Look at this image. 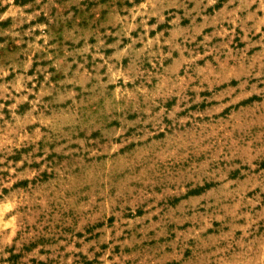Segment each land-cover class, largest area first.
<instances>
[{
	"label": "rangeland",
	"instance_id": "obj_1",
	"mask_svg": "<svg viewBox=\"0 0 264 264\" xmlns=\"http://www.w3.org/2000/svg\"><path fill=\"white\" fill-rule=\"evenodd\" d=\"M0 264H264V0H0Z\"/></svg>",
	"mask_w": 264,
	"mask_h": 264
}]
</instances>
